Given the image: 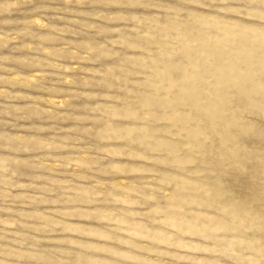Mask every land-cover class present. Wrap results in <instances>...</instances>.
<instances>
[{
    "label": "rangeland",
    "instance_id": "obj_1",
    "mask_svg": "<svg viewBox=\"0 0 264 264\" xmlns=\"http://www.w3.org/2000/svg\"><path fill=\"white\" fill-rule=\"evenodd\" d=\"M264 0H0V264H264Z\"/></svg>",
    "mask_w": 264,
    "mask_h": 264
},
{
    "label": "snow or ice",
    "instance_id": "obj_2",
    "mask_svg": "<svg viewBox=\"0 0 264 264\" xmlns=\"http://www.w3.org/2000/svg\"><path fill=\"white\" fill-rule=\"evenodd\" d=\"M260 136H261L262 144H264V126H262L260 129Z\"/></svg>",
    "mask_w": 264,
    "mask_h": 264
}]
</instances>
